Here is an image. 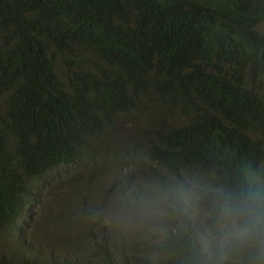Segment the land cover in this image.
<instances>
[{"label": "trees", "instance_id": "1", "mask_svg": "<svg viewBox=\"0 0 264 264\" xmlns=\"http://www.w3.org/2000/svg\"><path fill=\"white\" fill-rule=\"evenodd\" d=\"M217 190L264 196V0H0V264H215Z\"/></svg>", "mask_w": 264, "mask_h": 264}, {"label": "clouds", "instance_id": "2", "mask_svg": "<svg viewBox=\"0 0 264 264\" xmlns=\"http://www.w3.org/2000/svg\"><path fill=\"white\" fill-rule=\"evenodd\" d=\"M214 215L221 248L215 264H228L232 250H247L246 264H264V196L252 190H217Z\"/></svg>", "mask_w": 264, "mask_h": 264}, {"label": "rangeland", "instance_id": "3", "mask_svg": "<svg viewBox=\"0 0 264 264\" xmlns=\"http://www.w3.org/2000/svg\"><path fill=\"white\" fill-rule=\"evenodd\" d=\"M64 189H65V186H64L62 189L60 188L59 191H62V192H63ZM111 213H112V212H111L110 210H106L105 214H103V215L105 216V218H109V217H110L109 215H110ZM132 227L135 228L136 226H135V225H132Z\"/></svg>", "mask_w": 264, "mask_h": 264}]
</instances>
